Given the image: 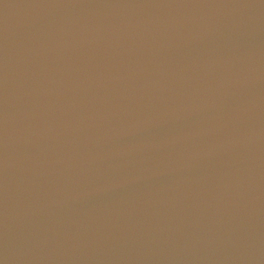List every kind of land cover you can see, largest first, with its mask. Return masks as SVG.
Returning a JSON list of instances; mask_svg holds the SVG:
<instances>
[{
  "label": "water",
  "instance_id": "95a60500",
  "mask_svg": "<svg viewBox=\"0 0 264 264\" xmlns=\"http://www.w3.org/2000/svg\"><path fill=\"white\" fill-rule=\"evenodd\" d=\"M0 264H264V3L0 0Z\"/></svg>",
  "mask_w": 264,
  "mask_h": 264
},
{
  "label": "snow or ice",
  "instance_id": "6c2138e0",
  "mask_svg": "<svg viewBox=\"0 0 264 264\" xmlns=\"http://www.w3.org/2000/svg\"><path fill=\"white\" fill-rule=\"evenodd\" d=\"M209 0H143L146 8H188L208 3ZM264 3V0H262ZM7 64L5 59L0 57V137L6 135V120L4 113L7 111L6 105V81Z\"/></svg>",
  "mask_w": 264,
  "mask_h": 264
}]
</instances>
